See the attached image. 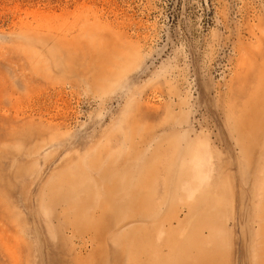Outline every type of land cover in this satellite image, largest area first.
<instances>
[{"label":"rangeland","instance_id":"374dc122","mask_svg":"<svg viewBox=\"0 0 264 264\" xmlns=\"http://www.w3.org/2000/svg\"><path fill=\"white\" fill-rule=\"evenodd\" d=\"M0 264H264V0H0Z\"/></svg>","mask_w":264,"mask_h":264}]
</instances>
